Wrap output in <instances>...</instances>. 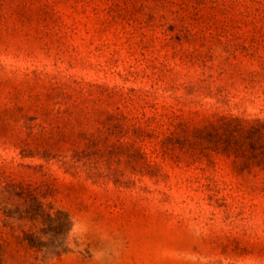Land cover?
<instances>
[{"label": "rangeland", "instance_id": "1", "mask_svg": "<svg viewBox=\"0 0 264 264\" xmlns=\"http://www.w3.org/2000/svg\"><path fill=\"white\" fill-rule=\"evenodd\" d=\"M222 116L264 118V0H0L2 264H264V171L161 147Z\"/></svg>", "mask_w": 264, "mask_h": 264}, {"label": "trees", "instance_id": "2", "mask_svg": "<svg viewBox=\"0 0 264 264\" xmlns=\"http://www.w3.org/2000/svg\"><path fill=\"white\" fill-rule=\"evenodd\" d=\"M185 135L178 137L176 131L166 134L161 139L163 151L168 150L169 143L192 146L193 155L215 152L233 157L235 165L241 170L264 171V118H245L239 116H222L218 122H210L203 127L186 128ZM37 221L38 215L30 217ZM0 264L2 251L0 244Z\"/></svg>", "mask_w": 264, "mask_h": 264}]
</instances>
